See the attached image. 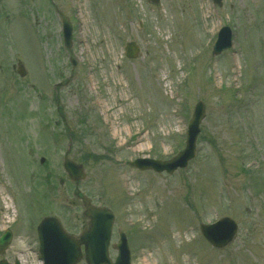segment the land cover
Wrapping results in <instances>:
<instances>
[{
    "label": "rangeland",
    "instance_id": "1",
    "mask_svg": "<svg viewBox=\"0 0 264 264\" xmlns=\"http://www.w3.org/2000/svg\"><path fill=\"white\" fill-rule=\"evenodd\" d=\"M225 26L233 48L213 56ZM198 102L206 116L186 170L130 166L183 151ZM67 152L85 167L79 184ZM79 195L115 214L112 260L124 232L132 264H264V0H0V236L14 235L0 261L43 264L45 217L80 236ZM223 217L239 232L216 250L200 225Z\"/></svg>",
    "mask_w": 264,
    "mask_h": 264
},
{
    "label": "water",
    "instance_id": "2",
    "mask_svg": "<svg viewBox=\"0 0 264 264\" xmlns=\"http://www.w3.org/2000/svg\"><path fill=\"white\" fill-rule=\"evenodd\" d=\"M158 2V0H153ZM221 4V0H215ZM64 35L67 47L72 45V26L67 18H64ZM232 47V32L229 28H223L219 34L218 42L214 49V55H220ZM135 43H130L126 49L127 57L135 59L139 53ZM19 74L24 77L25 71ZM205 117V106L200 102L195 109L194 117L189 124L187 148L172 161L162 162L152 159H138L132 166L140 170H154L162 173L173 174L180 168H186L196 154V142L201 132L200 126ZM64 167L70 179L80 182L86 178L84 167L77 165L68 158ZM86 205L91 200L84 199ZM91 206V205H90ZM85 217L90 220L88 229L84 231L80 239L67 235L59 221L55 218H47L38 228L41 243V255L45 264H78L83 258L81 247L85 246V259L88 264H113L109 259L108 250L114 224V215L110 210L89 207ZM206 240L216 249H224L235 239L238 226L226 218L211 226H202ZM11 234L8 233L0 240V253H3L11 242ZM119 257L115 264H130L131 254L125 235H121V241L117 245ZM1 264H8L3 262ZM16 264H19L18 262Z\"/></svg>",
    "mask_w": 264,
    "mask_h": 264
},
{
    "label": "bare ground",
    "instance_id": "3",
    "mask_svg": "<svg viewBox=\"0 0 264 264\" xmlns=\"http://www.w3.org/2000/svg\"><path fill=\"white\" fill-rule=\"evenodd\" d=\"M143 139V136H141L140 138H139V140H142ZM4 204H5V206L7 205H9V203L7 202V200H4ZM7 219H8V217H7ZM22 243L20 244V247H22ZM18 246H19V244H18ZM20 262H21V264H26L25 262H23V260H19Z\"/></svg>",
    "mask_w": 264,
    "mask_h": 264
}]
</instances>
